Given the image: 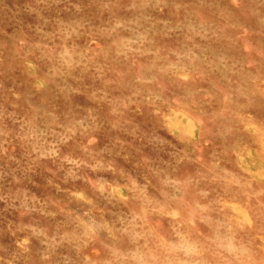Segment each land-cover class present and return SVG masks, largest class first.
Returning a JSON list of instances; mask_svg holds the SVG:
<instances>
[{
	"label": "clouds",
	"instance_id": "9594fccd",
	"mask_svg": "<svg viewBox=\"0 0 264 264\" xmlns=\"http://www.w3.org/2000/svg\"><path fill=\"white\" fill-rule=\"evenodd\" d=\"M0 264H264V0H0Z\"/></svg>",
	"mask_w": 264,
	"mask_h": 264
}]
</instances>
